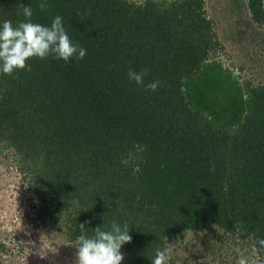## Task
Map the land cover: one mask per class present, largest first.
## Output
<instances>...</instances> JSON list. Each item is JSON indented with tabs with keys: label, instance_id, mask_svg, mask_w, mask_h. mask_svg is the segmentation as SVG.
Returning a JSON list of instances; mask_svg holds the SVG:
<instances>
[{
	"label": "trees",
	"instance_id": "trees-1",
	"mask_svg": "<svg viewBox=\"0 0 264 264\" xmlns=\"http://www.w3.org/2000/svg\"><path fill=\"white\" fill-rule=\"evenodd\" d=\"M246 1L264 24L262 0ZM39 3L0 0V26L26 20L20 4L44 26L60 15L86 56L0 73V141L39 187L38 218L64 216L72 242L80 223L88 237L127 223L122 264H152L167 241L209 227L251 240L264 264V83L225 66L205 0ZM130 67L149 69L143 85Z\"/></svg>",
	"mask_w": 264,
	"mask_h": 264
},
{
	"label": "rangeland",
	"instance_id": "rangeland-1",
	"mask_svg": "<svg viewBox=\"0 0 264 264\" xmlns=\"http://www.w3.org/2000/svg\"><path fill=\"white\" fill-rule=\"evenodd\" d=\"M208 16L224 44L220 58L241 82L264 83V24L253 22L246 0H205ZM39 187L22 156L0 141V261L2 264H76V242L65 235V217L38 218ZM34 243H31V242ZM175 244L168 264H235L240 255L253 256L251 240H242L214 227L186 232ZM43 245L45 258L38 254ZM165 248V247H164ZM163 248V249H164Z\"/></svg>",
	"mask_w": 264,
	"mask_h": 264
},
{
	"label": "clouds",
	"instance_id": "clouds-1",
	"mask_svg": "<svg viewBox=\"0 0 264 264\" xmlns=\"http://www.w3.org/2000/svg\"><path fill=\"white\" fill-rule=\"evenodd\" d=\"M262 4H264V0H262ZM38 7L42 11L46 10L49 7L47 0H41ZM20 8L26 18L25 21L13 26L12 21L5 20L0 26V73L11 76L17 70L27 68L30 71V66L26 62L33 57L45 59L50 54H54L55 58L69 62L73 57L83 59L86 56V49L79 43L72 42L63 25L62 16L57 15L51 26L48 27L32 21L33 10L30 5L20 4ZM78 15L85 14L78 13ZM148 73L149 69L147 68L137 72L130 67L127 75L129 80L143 85L144 77ZM158 86L159 82L154 81L147 84L146 88L155 91ZM79 227L82 234L76 238V264H122L125 257L121 248L124 244L132 241V236L129 234L130 227L127 223L121 227L118 223L113 222L110 231L96 227L93 237L83 234L86 230L84 223H80ZM174 245L167 241L163 250L156 251L154 259H151L152 264H168ZM259 245L264 247V240H260ZM258 251V248L253 245L252 255L256 256ZM38 254L42 259L47 256L43 245ZM235 264H261V262L240 255Z\"/></svg>",
	"mask_w": 264,
	"mask_h": 264
}]
</instances>
